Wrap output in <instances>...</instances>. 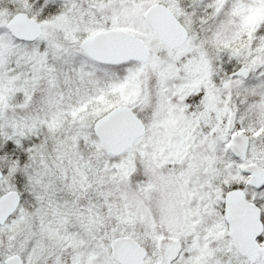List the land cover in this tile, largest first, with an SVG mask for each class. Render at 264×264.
I'll return each instance as SVG.
<instances>
[{
    "label": "snow or ice",
    "instance_id": "obj_1",
    "mask_svg": "<svg viewBox=\"0 0 264 264\" xmlns=\"http://www.w3.org/2000/svg\"><path fill=\"white\" fill-rule=\"evenodd\" d=\"M0 264H264V0H0Z\"/></svg>",
    "mask_w": 264,
    "mask_h": 264
}]
</instances>
